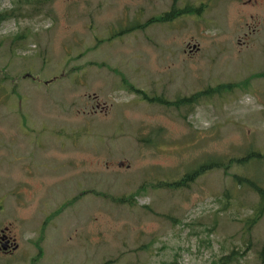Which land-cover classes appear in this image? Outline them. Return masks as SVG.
Masks as SVG:
<instances>
[{"label": "rangeland", "instance_id": "obj_1", "mask_svg": "<svg viewBox=\"0 0 264 264\" xmlns=\"http://www.w3.org/2000/svg\"><path fill=\"white\" fill-rule=\"evenodd\" d=\"M26 1L0 0V13L20 14L0 26V230L16 244L0 252V264H31L43 222L73 199L46 226L36 264H212L231 248L245 251L242 221L257 197L234 176L264 186V161L233 165L228 175L210 170L177 190L160 185L198 165L264 153V78L251 76L264 69V25L258 44L240 45L264 11L237 0L227 15L222 0H205L173 31L171 23L133 30L165 0H50L38 10ZM221 27L229 28L216 42L224 54L182 53L188 42L211 45ZM61 71L71 77L42 84ZM197 92L192 109L159 104ZM95 103L104 110L92 113ZM143 186L132 206L109 200ZM249 236L239 264H258L264 218Z\"/></svg>", "mask_w": 264, "mask_h": 264}, {"label": "trees", "instance_id": "obj_2", "mask_svg": "<svg viewBox=\"0 0 264 264\" xmlns=\"http://www.w3.org/2000/svg\"><path fill=\"white\" fill-rule=\"evenodd\" d=\"M29 1L30 0H27L26 3ZM49 1L50 0H34L32 2L36 6V10H38V7L40 6L39 4H43V3H46ZM19 16H20V14L18 12V8L12 9L8 13H6V12L0 13V26L3 23H5L6 21L10 20L11 18H17ZM176 16H174V18H176ZM154 21H157V23L158 22L161 23V22H164V18L158 17L157 19H154ZM24 36H25V34L22 33L20 35L14 36L13 39H15V40L24 39ZM230 86L232 88V87H235L238 85H236V84L232 85L231 84ZM226 88H228V87H226V85H220V86H217L215 88V90L219 91V90H224ZM215 90H213V91H215ZM228 90H230V89H228ZM131 93L142 95L143 99H146L149 103H157L158 104L157 101H160V100H156V99H150L146 95H144L142 92L136 91L134 88H131ZM202 96H203V93L197 92V93H195L189 97L177 99L174 102L161 101L159 104L164 105L165 107H172L177 111H179L182 106H187V107H189V109H192L193 106H195L199 101H201ZM179 115H180L179 117L182 116L180 113H179ZM182 118L184 119V116ZM259 161H264V153L257 152V151H250L244 157L239 158V159H236V158H230V159H226V160L218 159V160H215L213 163H211L208 166H200V165L196 166L193 170H190L188 173L183 175L178 181L172 182L171 184L170 183H164L160 186H162L163 188L171 189V190H177V189L189 187V185L191 183L195 182V180L198 177L206 174L210 170L221 169L224 171L225 175H228V170L233 165L241 166L247 162L253 163V162H259ZM234 180L238 184H240L241 182H244L245 183L244 189L248 190L250 193H252L253 195H255L257 197V201L253 205L251 215L242 221L244 223V230H245L243 239L245 238V235H246L245 240H242V241H243V245L245 246V251H246V250H248V248H251L250 247L251 245H253L251 237L249 236V231L251 230L252 227L257 225L258 222H260L264 218V186H262L261 184H259L258 182H255L253 180L243 179V178H240L238 176H234ZM144 188H146V186L141 187L137 192H135L132 196H130L129 199L110 198L109 200H111L117 204H126L129 206H132L131 202L135 199V197H137L140 194V192ZM235 190L237 191V188ZM227 195H229L228 190L224 192L223 196L226 197ZM102 196L107 197L106 195H102ZM226 199H228V198H226ZM74 201H75V199H73L72 201L67 202L66 204L60 206L58 209H56L51 214H49L48 217L45 219V221L42 224V228L39 232L40 235H39V237L35 243V246L38 250V253L35 256V258L32 260L31 264H36L42 258L43 253H42L40 244H42V242L44 240V233H45V229H46V226L48 225V223L51 222L52 220H54L55 218H57ZM227 206H228V202H226V204L224 205L223 210H225ZM245 251H242L241 249L231 248L230 250H228L227 254H225V255L223 254L219 258H216V260L213 261L212 264H239L240 259L243 256H245V254H246ZM256 260L259 261L258 264H264V243H263V245H261L260 250L256 254Z\"/></svg>", "mask_w": 264, "mask_h": 264}, {"label": "flooded vegetation", "instance_id": "obj_3", "mask_svg": "<svg viewBox=\"0 0 264 264\" xmlns=\"http://www.w3.org/2000/svg\"><path fill=\"white\" fill-rule=\"evenodd\" d=\"M147 1L155 2L156 0H147ZM193 1L194 0H165L166 6H165L164 11L162 13H160L159 15L151 16L150 19L146 20V22H144V23L140 24L138 22H135L138 24L133 26V30L135 28L142 29V30H145L148 28L151 30L154 25L159 24V22L157 23V21H154V19H157L158 17H163L164 22H161V23H164L166 25L170 24V23L172 24L174 22V20H176V19H185L187 17V15L193 14V13L195 14L194 10L191 7H193L194 9L200 10L199 13L201 14L203 12V9H204V7L202 6L203 5L202 3L205 2V0H200L201 1L200 8L195 7ZM240 2H241V7H244L243 5H245V7L257 8V9L264 11V0H240ZM236 3H237V0H222V2L219 5L223 6L224 9L227 10V15H228V10H230V7H233L235 9ZM214 5L217 6V4H214ZM137 6H138V4H137ZM215 6H212V8L215 9L216 8ZM139 11H137V12H139ZM174 16H176V18H174ZM259 18L260 17L258 14H254V15L249 14L248 15V20H256L257 21ZM136 19H137V17L135 18V16H134L133 21H135ZM261 19L264 21V16H262ZM185 22L186 21L182 22L181 24H185ZM195 24L199 26V23H195ZM261 24L264 25V23L262 21L258 20L257 27L253 26V29L251 32H247V29H246V31H243V38L242 39L246 40V41L240 42L241 46H247L248 44H250L251 40L254 42L251 45V47L254 46L255 44L259 43L257 41L258 40L257 37L261 34V30L259 29V26ZM178 25H180V24H178ZM178 25L172 24L171 26L173 28H171V29L169 28V29L173 31V29ZM254 28H257V29H254ZM221 29H222V27L220 28V30L216 29V32H220V34L217 36L218 38L216 39V41H213V43L211 45L203 47L201 43L188 42L185 45L186 49L183 50L182 53L185 54L186 56H193V55H199L203 52L207 58L210 56H219L220 54L221 55L224 54L225 52H223L220 48H218V44L216 42L221 40L222 34H225L229 30V28L225 27V31L223 33H221ZM127 30H130V29H127ZM230 34H232V33L230 32L229 35ZM213 39H215V38H213ZM247 42H248V44H247ZM214 43L216 44V49H212V46ZM259 44L264 47V42H260ZM234 45H236V44L229 43L228 45H225L226 46L225 49H227L229 51H236L234 48ZM209 49H211L213 51V53L210 55H208ZM263 57H264V55H263ZM68 64H70V62H68ZM253 75H256V77H258V78H264V69H262V71H260L259 73L253 74ZM253 75H251V76H253ZM251 76H249V77H251ZM69 77H71V75L67 74L66 71H61L58 76H53V77H50L48 79L43 80L42 84L46 85L50 82L61 80L64 78H69ZM89 77L90 76L88 74H86V76L84 77L85 81H84V83L82 82V86L84 89L87 88V85H85V82H86L87 78H89ZM33 78H36V77H30L31 80H33ZM36 79H39V78H36ZM249 82H251V80L250 81H242V82L240 81V82L233 83V84L238 85L235 87L239 88L243 85L248 84ZM231 84L232 83L227 84V86H226L230 90H232L231 86H230ZM112 87L115 88L116 85L114 84V85H112ZM235 87H232V88H235ZM73 88H78V86H74ZM182 107H185V106H182ZM93 109L95 111H93L92 113H96V111H99V112L103 111L104 107L100 106L99 103H95ZM7 243H8V245H7ZM3 245L6 246L7 249H6V251L0 250V252L8 253V252H11L14 250L15 240L10 235L8 228H4V229L0 230V248Z\"/></svg>", "mask_w": 264, "mask_h": 264}, {"label": "water", "instance_id": "obj_4", "mask_svg": "<svg viewBox=\"0 0 264 264\" xmlns=\"http://www.w3.org/2000/svg\"><path fill=\"white\" fill-rule=\"evenodd\" d=\"M8 244V243H7ZM1 250H6V246H1Z\"/></svg>", "mask_w": 264, "mask_h": 264}]
</instances>
